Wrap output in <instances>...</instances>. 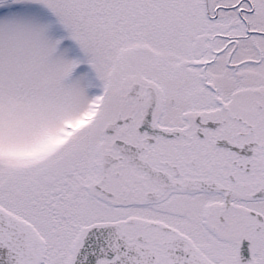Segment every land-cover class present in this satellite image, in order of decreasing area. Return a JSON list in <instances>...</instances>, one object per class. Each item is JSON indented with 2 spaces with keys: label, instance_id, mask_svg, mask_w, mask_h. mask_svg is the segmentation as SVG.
I'll return each instance as SVG.
<instances>
[{
  "label": "snow or ice",
  "instance_id": "1",
  "mask_svg": "<svg viewBox=\"0 0 264 264\" xmlns=\"http://www.w3.org/2000/svg\"><path fill=\"white\" fill-rule=\"evenodd\" d=\"M0 264H264V0H0Z\"/></svg>",
  "mask_w": 264,
  "mask_h": 264
}]
</instances>
